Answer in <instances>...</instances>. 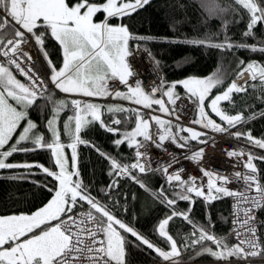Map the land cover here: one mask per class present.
<instances>
[{"label": "snow or ice", "instance_id": "snow-or-ice-1", "mask_svg": "<svg viewBox=\"0 0 264 264\" xmlns=\"http://www.w3.org/2000/svg\"><path fill=\"white\" fill-rule=\"evenodd\" d=\"M150 2L151 0H104L103 3H96L94 0H75L74 3L70 0H0V171L39 168L57 182L54 189H48L50 192L54 191L52 198L31 214L0 215V264H127V248L133 243L128 239V235L137 242L133 244L134 247L145 246L163 261H172L173 264L180 256L182 249L203 246L206 241L214 244L216 250L210 246L202 247L201 253L198 254L207 253L217 260H227L230 257L246 259L264 255V245L259 242L256 228L246 227L250 222H255L253 210L264 207V184L261 183L260 170L254 163L255 160L264 161V156L248 153V159L244 162L247 173L234 174L235 180L243 181L247 186L245 191L227 187L231 183L229 177L215 176L214 179L208 180L206 193L204 185H198L195 177L187 180L182 178L183 169L169 172L173 163L176 162L174 158L168 164L153 169L146 150L148 141H152L157 148H162L165 141L172 142L180 149L186 148L191 140L207 144L210 138L206 132L196 131L192 127L183 128L179 124L173 125L171 120L153 115L150 120L157 126V131L153 134L149 131L151 128L149 119H145L139 108L109 105L106 111L113 115L135 114V127L131 131H121L120 127H116L122 124L121 119L115 118L111 123H105L102 119L103 106L72 99L70 104L74 115L69 116L64 124L65 131L71 136L72 142L65 145L61 142L57 122L60 112L67 107L68 102H58L51 118L47 121L46 129L51 134L50 140L44 134L35 132L37 124L28 118L29 109L41 98H45L49 83L65 94L83 97L113 96V98L141 105L144 109H151L153 105H157L159 112L167 115L173 114L177 100L181 99L175 91L177 85H181L188 98L197 107L198 118L192 121L193 124L200 125L203 129L225 133L230 128L243 123L245 120L243 113L230 115L221 107V103H231L234 93L246 92L247 88L233 81L224 91L211 96L212 90L223 83L222 74L219 71L206 78L189 77L171 84H167L162 79L160 86L153 87L150 91H145L138 80L135 86L129 83L127 78L134 75L128 62V57L132 55L129 41L145 38L133 36L127 25L122 23L113 25L110 20L130 16ZM234 2L248 14L247 29L243 35L254 36L257 25L264 24L262 0H234ZM204 7L209 15L226 11L217 4L216 0H204ZM231 10L237 11V9ZM101 12L105 14V18L96 22L94 18ZM41 27L45 28L44 32L40 31ZM9 29H11L10 32H8ZM224 30L226 33L227 23L224 25ZM26 34L31 35L45 57L50 70L47 82L33 71L30 63L27 65L24 63L32 60V56L23 48V45L28 42ZM49 36L62 48L63 62L60 67H57L48 57L45 41ZM171 42L222 50L245 47L253 52H264V46L233 44L226 34L224 41L219 43L212 42L211 38ZM260 43L264 45V41ZM240 63L244 64L243 61ZM154 64L158 67L159 61H154ZM243 71L250 74L251 81H258L261 86H264V65L252 61ZM17 74L24 77V80L18 79ZM242 74L243 72L238 73V75ZM114 78H118L127 91L111 90L108 81ZM252 86L255 87V84ZM161 88L165 90L161 98H156ZM164 98H167V104ZM168 105L173 106L172 111ZM205 108L215 114L221 123L212 119ZM256 115L253 114L247 119H254ZM258 115L264 116V112ZM127 119L128 117H125L124 122ZM22 121L27 122L26 126L22 125ZM95 123H99L106 132L119 137L113 141L116 147L127 144L129 149L135 150L133 163H121L115 156L81 138L82 131ZM20 128L22 131L17 136V130ZM173 128L176 129L175 133L172 131ZM182 132H187L189 135H180ZM153 135L158 137V141L153 140ZM233 135L237 139L243 136L249 143L264 149V138L254 137L251 131L235 132ZM14 137L15 142L10 143ZM25 144H31V147H25ZM79 144L94 148L100 156L109 161L108 174L115 178L108 185L105 191L106 196H110L114 189L119 188V178L123 177L133 180L148 191L147 186L134 172L144 174L160 171L166 177L170 187L179 189L173 193L172 198L165 195L163 187L159 192L152 193L172 209L171 214L162 219L155 228L158 236L167 241L168 250L156 246L147 236L118 219L114 211L115 202L109 206L91 195L88 187L79 178L77 155ZM66 147L71 149L72 171L68 168L69 157L65 153ZM142 149L145 150L142 151ZM39 150L50 151L53 164L58 171L38 163L8 162L9 158L16 153ZM203 155L204 148L201 147L186 158L199 161ZM228 155L241 156L243 153L229 151ZM202 171L205 176H214L207 170ZM10 178L18 179L19 177ZM216 181L220 183L217 184ZM251 191L259 195L249 196L248 192ZM193 193L195 197H204L205 204L224 196L236 198L237 204L234 207L237 209L238 219L234 221V224L238 223L241 227H246V231L252 234L253 240H240L238 244L229 247L223 238L217 237L210 231V217L206 227L191 218V206L186 211H177L175 206L178 200L189 201L190 205L194 204ZM82 202L89 206V210L77 216L74 210ZM241 204H250L251 207L241 209ZM241 210L244 214L242 219L239 218ZM177 217L192 228L190 235L184 237L182 242L168 231L170 221ZM86 222L92 223L93 228L83 227L82 225ZM236 235L239 237L240 232L236 231ZM244 244H248L251 250L247 251L243 247Z\"/></svg>", "mask_w": 264, "mask_h": 264}, {"label": "trees", "instance_id": "trees-1", "mask_svg": "<svg viewBox=\"0 0 264 264\" xmlns=\"http://www.w3.org/2000/svg\"><path fill=\"white\" fill-rule=\"evenodd\" d=\"M73 1L75 0H70V2ZM216 2L226 11L209 15L204 7V0H151L148 5L130 16L120 19V21L128 26L133 36L145 38L130 41L131 44L137 42L156 61H159L158 66L162 73V79L167 84L189 77L206 78L219 71L222 74L223 83L212 90L210 95L215 96L224 91L238 76V73L244 72L243 69L246 68L248 63L255 61L264 65V52H253L245 47L222 50L188 43L171 42L211 38L212 42L219 43L224 41L226 34L229 40L236 45L255 44L258 47L264 46L260 43L264 41L262 24L257 25L254 29V36L245 37L243 33L247 29V12L240 9L234 0H216ZM262 2L264 5V0ZM231 9H237V11L233 12ZM225 23H227L226 33L224 30ZM10 31L11 29L8 30V32ZM40 31L44 32L45 28L41 27ZM45 44L48 57L57 65L62 60L60 45L50 36L46 39ZM41 57L47 65L45 57L42 54ZM240 61H243L244 64L241 65ZM17 78L20 79V76L17 75ZM253 84H255V87L252 86ZM245 87L247 88L246 92L234 93L232 102H222L221 107L230 115L243 113L245 117L243 123L232 129V135L235 132L247 133L251 131L254 137L264 138V116L258 115L264 112V86H261L258 81H252L247 83ZM164 90L161 88L156 98H161ZM175 91L179 96L188 98L185 89L181 85H177ZM49 92L59 96L50 89L47 93ZM48 104L45 95V98H41L36 105L29 109V114L35 119L38 126L43 125L42 122L47 117L45 113H48ZM153 108H159V106L153 105ZM205 110L209 112L212 119L216 120L217 123H221L219 118L211 113L209 109L205 108ZM197 114L195 113L194 118H197ZM253 114H257L256 118L247 119ZM123 121H125V118ZM130 122H134L135 125V115L128 117L125 122L126 126ZM123 126L121 124L116 127H120L122 131ZM172 130L176 131L175 128ZM80 135L82 139L90 141L102 151L115 156L121 163L131 164L134 161V149H129L127 144L116 147L113 141L118 136L106 132L99 123L92 124L83 130ZM180 135L187 136L186 132H182ZM239 139L248 142L243 136ZM198 143L197 140L189 141L190 145ZM24 146L31 147V144H25ZM248 153H252L254 156H264V152L255 149H248ZM9 162L38 163L48 167L52 165V158L48 150H39L16 153L9 158ZM254 163L260 170L261 183L264 184V161L255 160ZM78 169L79 178L88 187L92 196L109 206L115 202L114 211L117 213L118 219L147 236L156 246L168 250L167 241L158 236L155 228L162 219L171 214L172 209L162 203L161 198L153 196L152 193L159 192L163 187L165 195L172 198L173 193L179 191V189L170 187L162 172L151 171L144 174L134 172L147 186L148 191L141 188L133 180L123 177L119 178V188L114 189L110 196H106L105 191L115 178L108 174L110 171L108 160L100 156L94 148L79 144ZM13 176L19 178L11 179L10 177ZM56 184L57 182L52 177L44 174L39 168L0 171V215L31 213L37 210L51 199L54 191L50 192L48 189H54ZM192 199L194 204L191 205L189 201L178 200L175 209L183 212L191 206V218L206 227L210 217V231L217 237L223 238L229 247L235 245L232 240L224 236L228 230L227 199H218L208 204L193 195ZM82 203L87 205L84 202ZM168 231L174 238L182 242L184 237L190 235L192 228L177 217L170 221ZM128 239L133 243L129 244L127 248V264H155L162 261L156 253L145 246L134 247L133 244L137 242L130 235H128ZM207 246L216 248L214 244L206 241L203 246L198 245L191 250L189 248L187 250L182 249L180 258L181 260H214L215 258L207 253L198 254L201 253L202 247ZM261 257L264 259V255H261ZM247 264H264V261Z\"/></svg>", "mask_w": 264, "mask_h": 264}, {"label": "built area", "instance_id": "built-area-1", "mask_svg": "<svg viewBox=\"0 0 264 264\" xmlns=\"http://www.w3.org/2000/svg\"><path fill=\"white\" fill-rule=\"evenodd\" d=\"M264 27V24H262ZM27 35V34H26ZM27 43L23 45L24 50L28 51L29 54L32 56L31 62L25 61V65L31 64L33 67V71H35L42 79L47 82L48 73L43 66L39 49L35 42L33 41L31 35H27ZM132 55L129 57L128 62L131 65L134 75L132 77H128V81L130 84L135 86V82L138 80L141 82V86L145 89L158 87L160 85V81L162 80V74L159 69L154 64V59L152 56L144 50L141 46L137 43L134 44L132 48ZM38 62L40 67L39 69L35 68V63ZM24 78V77H23ZM236 83L238 85H243V76L236 78ZM109 88L115 91L117 88L125 86L119 82V79H112L108 82ZM52 89H55L49 83V86ZM56 90V89H55ZM80 100H90L91 97H83L77 96ZM111 96H105L104 100H110ZM167 104V101L165 102ZM141 109L144 112V115L151 124L150 132L155 134L157 131V126L153 121L150 120V117L153 115L161 116V118L165 120H171L173 125L179 124L183 128L192 127L197 131L206 132L210 134V139L208 140L207 144H198L196 146L188 145L184 149L178 148L175 144L170 141H165L162 148H157L153 144L152 141L146 142V150L148 153V159L153 169L160 167L161 165H166L169 162L175 159V163H173L172 168L169 169V172H175L180 169H183L181 172L182 178L187 180L190 177L196 178V183L198 185H204V191L207 193V183L210 178L215 176H227L231 180V183L227 185L232 190L237 191H245L247 186L243 183V181H237L234 179V174L236 172L247 173V169L244 168V162L247 161L248 157L245 152V148L257 149L256 146L243 142L237 138H235L231 134V130L229 129L228 132L220 133L214 131H208L203 129L202 127L197 126L196 124L192 123L193 114L196 111V105L187 99H180L177 100L175 105V111L172 115H167L164 113H160L159 110L154 109H144L141 106L133 105ZM170 111H172L173 106L168 105ZM179 117V119H177ZM174 133V132H173ZM153 140L158 141V137L153 135ZM201 147L204 148V155L203 158L199 161L194 159H189L186 157H190L193 152L199 150ZM145 149H142V151ZM229 151H236L242 152L243 155L241 156H229ZM147 167V164H146ZM202 170H207L210 173H213V177H208L203 174ZM217 184L220 181H216ZM194 194V193H193ZM249 196H258L259 194L251 191L248 192ZM228 221L229 227L227 235L234 240L236 243H239L240 240L251 241L253 240V236L250 232L246 231V227H255L256 234L259 238V242L261 245H264V207L256 208L253 210L252 215L255 217V222H250L248 226L241 227L238 223L234 224V221L238 219L236 212L237 209L234 205L237 204V200L234 197H228ZM222 197V198H224ZM202 200L205 201L204 197H200ZM244 207H251L250 204H241V209ZM89 209L87 207L81 206L78 209L74 210L77 216L80 213H86ZM243 211L239 212V218H243ZM83 227H87L89 229L93 228V224L90 222H86ZM236 231L240 232V236L237 237ZM88 242L87 240L85 241ZM243 247L250 251L248 244H244ZM254 260L252 258L247 259L246 261ZM155 264H173L172 261H164L162 263H155ZM175 264H181L179 262H175Z\"/></svg>", "mask_w": 264, "mask_h": 264}, {"label": "crops", "instance_id": "crops-1", "mask_svg": "<svg viewBox=\"0 0 264 264\" xmlns=\"http://www.w3.org/2000/svg\"><path fill=\"white\" fill-rule=\"evenodd\" d=\"M75 1H73L72 3H74ZM94 2L96 3H103L104 0H100V1H97V0H94ZM103 18H105V14L103 12L101 13H97V15L95 16V21L96 22H100ZM110 22H112L113 25H116V24H124L123 22L120 21V18H111ZM125 25V24H124ZM61 47V46H60ZM129 49H131V41H129ZM61 53H62V48H61ZM62 62H63V55H62V60L56 65L57 67H60L62 66ZM48 66V65H47ZM48 70H49V67H48ZM49 73H50V70H49ZM119 91H127V88H122L120 89ZM46 97L48 99V113H45L46 114V119L44 120V122H42L43 125L41 126H38L37 125V133H42L45 135V137L47 139H51V134L47 132V129H46V124H47V121L48 119L51 118L53 112L55 111V108L57 107V104L58 102L60 101H66L68 102L67 103V107H65L61 112H60V115H59V118H58V122H57V127L61 133V142L65 145L69 144L72 142V139H71V136L65 131V128H64V124L65 122L68 120V117L69 116H73L74 115V112H73V108L70 104V101L71 100H68V99H65V98H62V97H59V96H55V94L49 92L46 94ZM50 97V99L48 98ZM90 103H95V104H99L102 107V111H103V116H102V119L105 120V123L108 122V123H111V121L115 118H119L122 120V124L124 125L123 126V130L122 131H131L135 125H134V122H130L128 123L129 125L126 126V123L123 121V119L125 117H131L130 114L128 113H117L115 115H113L112 113H108L106 111L107 107L109 105H118V104H115V103H109V102H97V101H91ZM120 105V104H119ZM29 113V112H28ZM44 114V115H45ZM31 116V115H30ZM124 116V117H123ZM33 118V117H32ZM133 118V117H132ZM35 121V119H33ZM35 123L37 124V122L35 121ZM74 127V123L72 125ZM119 138V137H117ZM116 138V139H117ZM138 139H141L140 137H138ZM79 146V145H78ZM78 146H77V155H78ZM50 153V151H49ZM65 153L66 155L69 157V160H68V168H69V171H72V167H71V149L70 148H65ZM51 154V153H50ZM52 158V156H51ZM51 170H57L53 164V158H52V165L51 166H48ZM72 179H76V177H72ZM54 195V194H53ZM52 198V197H51ZM47 203V202H46ZM45 203V204H46ZM44 204V205H45ZM44 205H42L41 207H43ZM36 211V210H35ZM34 212V211H33ZM32 213V212H31ZM31 213H23V214H31ZM18 214H21V213H18ZM10 215H13V214H10Z\"/></svg>", "mask_w": 264, "mask_h": 264}, {"label": "rangeland", "instance_id": "rangeland-1", "mask_svg": "<svg viewBox=\"0 0 264 264\" xmlns=\"http://www.w3.org/2000/svg\"><path fill=\"white\" fill-rule=\"evenodd\" d=\"M262 6H263V2H262ZM112 23V22H111ZM264 29V28H263ZM56 109V108H55ZM28 118L29 119H31L34 123H35V121L33 120V118L30 116V114L28 113ZM197 118H198V114H197ZM196 118V119H197ZM26 121H22V125H24V126H26ZM20 131H22V128H20V129H18L17 130V136H18V134H19V132ZM35 132H37L36 130H34ZM15 142V137H14V139H13V141H11L10 143H14ZM9 162V161H8ZM213 250H216V249H213ZM232 258H238V257H230V258H228L227 260V262H221V264H239V263H235L234 261L235 260H237V259H232ZM216 261H218V260H216ZM242 264H244V263H242Z\"/></svg>", "mask_w": 264, "mask_h": 264}, {"label": "bare ground", "instance_id": "bare-ground-1", "mask_svg": "<svg viewBox=\"0 0 264 264\" xmlns=\"http://www.w3.org/2000/svg\"><path fill=\"white\" fill-rule=\"evenodd\" d=\"M244 75L246 76L247 74H244ZM228 227H229V221H228ZM256 261H264V259L263 258H259V259H256V260H249V262H256Z\"/></svg>", "mask_w": 264, "mask_h": 264}]
</instances>
